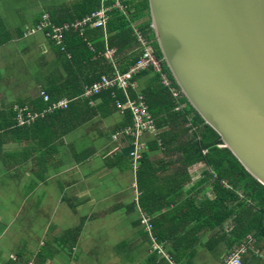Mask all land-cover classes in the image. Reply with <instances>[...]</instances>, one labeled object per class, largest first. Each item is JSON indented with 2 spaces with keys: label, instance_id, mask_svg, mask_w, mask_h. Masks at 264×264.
<instances>
[{
  "label": "crops",
  "instance_id": "0c3cea01",
  "mask_svg": "<svg viewBox=\"0 0 264 264\" xmlns=\"http://www.w3.org/2000/svg\"><path fill=\"white\" fill-rule=\"evenodd\" d=\"M78 2L0 0V264H170L152 252L140 218L141 212L148 213L136 200L142 192L138 171L144 141L156 136L141 137V161L134 173L131 139L112 141L115 134L132 127L131 111L115 106V101L126 104L128 97L117 88L82 96L86 86L107 76L96 72L99 57L91 54L92 43L85 41L92 55L86 61L81 45L78 48L65 38L62 51L48 37V30L36 31L37 21L45 14L53 25L54 19L77 18L84 10ZM105 2L101 0L103 6ZM102 34L106 35L105 29ZM103 61L115 67L112 55L110 61ZM144 78L136 82L138 92L130 91L131 100H136L141 83L149 76ZM43 91L53 102L66 101L68 108L57 111L61 112L58 116L17 128L14 120L20 108L31 109L29 103L41 99L48 106ZM105 92L112 101L106 103ZM160 159L161 154L154 161ZM191 169L190 186L198 180L193 179L196 170ZM202 190L207 193L208 187ZM119 211L127 222L122 227L116 216ZM134 211L139 215L137 221L128 217ZM66 232L76 235L75 243L73 238H63ZM128 234L130 239L123 238ZM151 235L164 246L154 228ZM199 238L206 240L207 235ZM200 248L205 249L201 244Z\"/></svg>",
  "mask_w": 264,
  "mask_h": 264
},
{
  "label": "trees",
  "instance_id": "16d2710c",
  "mask_svg": "<svg viewBox=\"0 0 264 264\" xmlns=\"http://www.w3.org/2000/svg\"><path fill=\"white\" fill-rule=\"evenodd\" d=\"M117 1L122 9L115 8L116 0L104 3L108 8L106 35H100L99 41L92 40L87 32L83 36L69 32L65 36L67 41L78 44V48L81 45L86 53L82 58L86 61L92 57L91 54L98 55L97 60L100 61L106 48L114 50L115 66L125 73L135 65L142 51L136 38V33H139L153 48L155 56L162 61L150 28L147 0ZM78 4L84 8L82 14L77 16L78 19L102 6L101 0H79ZM68 17L70 15L54 19L55 25L59 27L63 22L77 19L71 17L66 20ZM135 28L138 30H134ZM86 40L92 43L94 53L88 50L90 54L86 50ZM162 68L171 80V85L178 91V98H174L161 85L158 75L151 70L141 71L133 78L138 82L149 76L138 94L142 95L158 131L152 140L144 141L145 152L138 171L139 190L142 191L138 203L140 201L141 207L153 217L155 236L167 243L179 237L182 246L186 248H179V243L170 247L174 260L181 264H192L185 251L195 242L194 236L199 237L201 234L207 235L202 248L209 252H213L215 248L220 250L224 246L227 254H230L242 244L251 243L259 251V255H263L264 185L252 177L227 149L221 148L223 145L219 136L203 124L199 115L187 103L164 63ZM90 83L91 80L88 81ZM104 95L106 103L112 101L109 92ZM29 104L35 112H42L48 107L42 99ZM60 113L46 114L38 120L44 121ZM128 114L131 121L132 116ZM160 154L162 159L154 161ZM197 165L202 168L198 172V180L190 186L188 171ZM170 171L173 172L172 176L162 177ZM187 185L188 189L185 188ZM205 186L208 187L207 194L202 190ZM185 228L189 232L179 235ZM63 238H73L75 243L76 235L66 232ZM244 263L264 264V258L249 252Z\"/></svg>",
  "mask_w": 264,
  "mask_h": 264
},
{
  "label": "water",
  "instance_id": "95a60500",
  "mask_svg": "<svg viewBox=\"0 0 264 264\" xmlns=\"http://www.w3.org/2000/svg\"><path fill=\"white\" fill-rule=\"evenodd\" d=\"M162 61L187 103L264 185V0H147Z\"/></svg>",
  "mask_w": 264,
  "mask_h": 264
},
{
  "label": "built area",
  "instance_id": "2783aa9c",
  "mask_svg": "<svg viewBox=\"0 0 264 264\" xmlns=\"http://www.w3.org/2000/svg\"><path fill=\"white\" fill-rule=\"evenodd\" d=\"M115 7L122 9V6H120L118 2H116ZM107 11L108 9L106 10L105 7L102 5L99 10L94 11L91 14L86 15L80 19H77L74 22L64 23V25L59 27L53 25L50 17L45 14L42 15L36 28V31H50V33H48V37H50L59 47H61V50L64 51L63 44L67 33L71 31H76L80 36H82L84 30L87 28L104 30L107 21ZM136 38L141 46L142 51L135 65L125 73L120 72L118 69H115L111 76H101L98 81H95L92 84L86 86L82 93V96L84 97H91L99 95L104 90L117 88L119 90H122L128 97V101L126 104L120 103L119 101H115V106L119 109L124 108L125 110L131 111L132 127L122 133L115 134L112 141L117 142V137H129V139H131L133 144V152L130 153V159L132 162L131 165L134 173L137 171L138 164L141 161V156L139 154L142 151V148L139 145L141 137L145 135L157 136L158 134V131L154 125V121L149 114L148 107L144 102L142 95L139 94L136 100H131L129 98L131 90H136L138 92L137 83L133 79L135 74L144 70H151L153 74L158 75L162 86L168 89L169 93L174 98H178V92L171 85V81L167 77V74L163 72L162 61L155 56L153 48L144 38L141 37L139 33H136ZM114 53L115 51L106 48L105 54L109 57L111 55L113 56ZM41 95L44 101L48 102V107L42 112L32 111L29 107L20 108L16 112L14 120L15 126L17 128L34 125L37 119L44 117L46 114L55 113L57 111H63L68 108V103L64 100L53 102L50 100V97L44 91L41 93ZM134 189H137L136 186H134ZM137 198L138 196H136V200L138 202ZM140 218L144 230L150 236L152 252L156 253L157 255H161L170 264H177L172 261V257L169 254L164 253L162 251L160 244H158L155 238L151 235L153 230L151 217L148 214H142L141 212ZM249 252H254L256 254L255 245L251 243L242 244V246L230 253L222 262V264H245L244 256L247 255V253Z\"/></svg>",
  "mask_w": 264,
  "mask_h": 264
},
{
  "label": "rangeland",
  "instance_id": "374dc122",
  "mask_svg": "<svg viewBox=\"0 0 264 264\" xmlns=\"http://www.w3.org/2000/svg\"><path fill=\"white\" fill-rule=\"evenodd\" d=\"M136 26V25H135ZM88 30V31H87ZM134 30H138L137 28H135ZM71 32H75V33H78V32H76V31H71ZM85 32H87V36L89 37H91V39L92 40H94V41H99V39H100V35H102V29H95V30H93V29H90V28H87V29H85L84 30V32H83V34H85ZM105 60H107V61H110V57L108 56V55H104V56H102ZM115 54L112 56V61H114L115 60ZM109 63V62H108ZM107 63L106 62H104L103 61V59L102 60H100L95 66L96 67H98V69L96 70V72L100 75V74H105V75H107V76H109V74L111 73V70H113V72H114V70L115 69H117L116 68V66H115V68L114 67H112V66H114V64L112 63V62H110L109 63V65H106ZM143 80H145V78H143ZM144 84V82H142L141 83V86ZM182 107V106H181ZM199 167H201L202 168V166L201 165H197V166H195V167H193L191 170L192 171H195L196 170V174H192V176H193V179H196V177H197V175H198V172L201 170V168H199ZM206 187V186H205ZM138 190V189H137ZM207 193H208V191H207ZM206 192H205V194H207ZM123 212H125V213H127L126 211H123ZM118 218H119V221H120V227H122V224L123 225H126L127 224V222H126V218L125 219H123V214L122 213H120V211L117 213V215H116ZM128 217H130V218H133V221H134V219H136V221H137V219H139V215H138V213H136L135 211L134 212H130V213H128ZM189 232V229L187 228H185V229H182L181 230V232L179 233V235H183V234H186V233H188ZM9 237V236H8ZM8 237H7V239H8ZM123 238H125V239H130L131 238V234H128L126 237H123ZM7 239H6V241H5V244H6V242H7ZM194 239H195V242L193 243V245L192 246H190L189 247V249L187 250V251H185V252H187L188 254H189V256H188V259H190L191 260V258H192V262H197V264H210V263H213V264H215L214 263V261L215 260H217V259H220V260H225L226 259V257H227V251H226V247H224V246H222V247H220V250H217L216 248L213 250V252H207L205 249H201L200 248V243H201V245H203V243L206 241V240H204L203 238H199V237H197V236H194ZM206 239V238H205ZM145 241V240H144ZM178 243H179V245H178ZM178 245V247L179 248H182V249H185L186 247H184V246H182V242L179 240V237H176V238H174V240L173 241H171V242H169V243H167V242H165L164 243V246H162V245H160V247H161V249H162V251L164 252V253H169V255L172 257V259L174 260V258H173V254H172V250H171V247L169 246V245ZM170 247V248H169ZM257 250V249H256ZM166 251V252H165ZM170 251V252H169ZM259 253V251L257 250L256 251V254H258ZM217 254H219L221 257L219 258V255H217ZM260 254V253H259ZM160 256V255H159ZM249 256H251V255H249ZM261 259L262 258H264V254L263 255H258ZM190 264V263H189Z\"/></svg>",
  "mask_w": 264,
  "mask_h": 264
},
{
  "label": "clouds",
  "instance_id": "9594fccd",
  "mask_svg": "<svg viewBox=\"0 0 264 264\" xmlns=\"http://www.w3.org/2000/svg\"><path fill=\"white\" fill-rule=\"evenodd\" d=\"M106 2H107V0H105ZM116 2H118L117 0H116ZM116 2H115V4H116ZM115 4H114V6H115ZM119 4V3H118ZM115 8H117V7H115ZM106 14H107V12H106ZM86 16V15H85ZM84 17V16H83ZM151 27V26H150ZM162 63H163V61H162ZM229 255V254H228ZM227 255V256H228Z\"/></svg>",
  "mask_w": 264,
  "mask_h": 264
}]
</instances>
